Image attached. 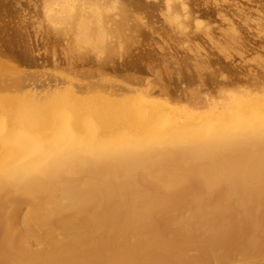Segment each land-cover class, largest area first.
<instances>
[{"label":"bare ground","instance_id":"1","mask_svg":"<svg viewBox=\"0 0 264 264\" xmlns=\"http://www.w3.org/2000/svg\"><path fill=\"white\" fill-rule=\"evenodd\" d=\"M208 1L219 33L190 29L188 0H36V41L62 43L40 72L0 63V264H264V39L226 9L258 11V36L264 12ZM150 6L176 34L157 58L178 101L160 63L156 84L104 71ZM237 55L240 77L223 65Z\"/></svg>","mask_w":264,"mask_h":264},{"label":"rangeland","instance_id":"2","mask_svg":"<svg viewBox=\"0 0 264 264\" xmlns=\"http://www.w3.org/2000/svg\"><path fill=\"white\" fill-rule=\"evenodd\" d=\"M118 1H120V0H118ZM136 1H141V2H146V3H158L161 0H136ZM188 1H189L188 6L191 9L189 12L190 19H193L192 22L190 23L191 24L190 29L193 30L194 33H196L197 31H196V29H194V23H195V21L199 20L202 22V25L210 26L211 28L215 29L216 33H219V31H220L219 28H220L221 23H222L220 12L218 11L219 7L214 5L213 3L211 4V2H209L208 0H188ZM256 1L254 0V2H255L254 4L249 3V2L248 3H249V5L253 4L254 6L260 7L259 9L264 12V0H256ZM244 2L247 3V1H244ZM248 7L249 6H247V8L244 7V9L247 13L246 14L244 12H240V10L237 8V6L231 3L230 7H228L226 9V11L229 12L231 17L234 16L233 18L236 21H238V23H239L238 28H239V32H240L241 36L243 38H245L247 41L255 44L256 42L262 41L264 39V36H258L257 35L258 32L254 29V23L252 22V19L260 20L261 22H262V20L259 18L260 15H259L258 11H255V9H250ZM150 8L151 9L148 8L149 10H144V9L138 10L137 9L139 13L143 14L146 17V20L148 23L147 25H149V27L145 26V28H143L140 32L137 31V33H136V31H132L133 32L132 39L134 40V43H132L130 45L131 51H129V56L126 57L127 59H125L124 64H123V62H122V65H121V62H116L117 64H119V66H118L116 63H111L108 65L109 68L107 67V68H105V70L103 69L105 72L107 70L108 73L111 75H119L121 73H123L121 75H126V74H129L131 72L132 74L130 73V75H133V74L137 75V76L140 75L139 77H145L150 81L152 80L153 84H156L153 81V78H154L152 76L153 70H155L157 68L161 69V67H162L163 69H161L162 70L161 72H163V70L165 69L164 67L166 66L165 63H162V60H159L162 57L160 54L161 49L159 48V45H161V44L165 45V43H167L168 45H165V46L168 47L171 44V46L175 50H176V48H178V46L176 43H173V41H172V39L176 38V34L174 32H171L168 28V25L165 22H163L161 16L158 15L159 11L154 7L150 6ZM248 9H250V10H248ZM39 22L41 23L42 19H41V14H40V5H39V3H36V0H0V49H1L0 51L2 52V56L0 58V63H1V60L3 62H5L4 60H6V62L9 63L8 67L13 66L10 69L14 70V71L8 70V67H7V72L26 73L28 70L30 72L31 71L33 72V70H37V72H40L43 69L42 67H40L41 69L38 70L39 66L37 64L40 65V62L43 65H46L47 62H49L47 64L48 66H46V68L49 66L51 68L53 67L50 64L53 65L52 58H53V55L55 53L54 50H57L56 53L58 55L59 48H57V47H60V44L62 42L60 40L56 41L53 38L54 36H51V34L49 35L48 32H43L42 36L40 37V39H42V40L38 39V41H36L37 40V38H36L37 28L36 27L39 24ZM54 42H56V43L54 44ZM36 43H39V44L36 45ZM174 44H176V45L174 46ZM34 45L36 48H34ZM52 47L53 48L55 47V48L52 49ZM32 49H35V50H32ZM37 49L40 50V52ZM42 49L43 50L46 49V50L43 51ZM47 49H49L50 52H52V53L54 52V53L48 54L49 51H47ZM31 50L33 51L34 54L30 53V52H32ZM51 50H53V51H51ZM180 50H182V49H180ZM158 54H160V55H158ZM31 55H32V57H30ZM37 55H39V56L37 57ZM43 56L45 58L46 57L47 58L44 59ZM50 56H52V57H50ZM35 57H37V59ZM157 57H159V59ZM50 58H51V60H50ZM238 58H239V56L237 55V57H235V59L232 58V59H228V61L225 60L224 64H223L224 66L227 64L226 66H227L228 70L233 69L231 71L232 73H234V71H236L234 74V77L236 76V74H238V76H239L240 72L246 71L245 68L247 66V62H240V60H238ZM32 59H33V61L36 60V61H34V63H35V66H38V68L33 69L35 66H33L31 64L33 62ZM39 59H40V62H39ZM9 60L12 63H10ZM44 60L47 62H45ZM237 60L239 61V63ZM37 61H38V63H37ZM42 61L44 63H42ZM232 61H234V63L236 65H234V63H232ZM26 63H28V64L26 65ZM159 63H160L161 67L159 66ZM242 63H244V64H242ZM125 64H127V65H125ZM162 64L164 67L162 66ZM112 65H113V68H112ZM115 65H117L118 68L120 66L123 67L122 70H121V67L118 69ZM243 65L245 67H241ZM18 66L20 69L18 68ZM29 66H31V69H33V70L28 68ZM153 66H155L157 68L154 69ZM236 66H238V67H236ZM92 67L95 68L96 66L93 65ZM21 68L23 69V71H21L22 70ZM24 68L25 69L28 68V69H26V71L24 72V70H25ZM239 68H240V70H238ZM241 69H242V71H241ZM116 70L119 72H117ZM126 70H128V71H126ZM160 76L164 77L163 89L165 88V90L167 89L171 92V96H170V94H168L167 97H171L173 99L178 98L177 99V101H178L179 98H181L179 96L182 93V91H179V88H178V85H180L179 81L176 79V77L175 78L173 77L172 79L169 78L170 75L166 74L165 72L161 73ZM167 76H169V77H167ZM174 76H176V75H174ZM240 76H242L241 73H240ZM157 87L160 88L159 86H157ZM184 87H188L189 90L191 89L189 86V83L187 81L184 82ZM211 96H213V94Z\"/></svg>","mask_w":264,"mask_h":264}]
</instances>
